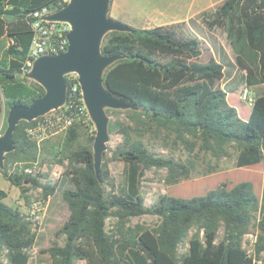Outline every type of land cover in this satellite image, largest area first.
I'll list each match as a JSON object with an SVG mask.
<instances>
[{
	"label": "trees",
	"instance_id": "1",
	"mask_svg": "<svg viewBox=\"0 0 264 264\" xmlns=\"http://www.w3.org/2000/svg\"><path fill=\"white\" fill-rule=\"evenodd\" d=\"M67 2L0 0V40H9L0 57V121L3 105L7 115L13 104H30L45 93V88L29 78L25 70L32 42L29 14L47 5L61 8ZM212 10L203 13L205 21L210 28H225L235 57L228 56L213 41L215 52L222 53L220 60L198 62L203 42L185 21L149 28L129 25L130 31L105 35L102 51L123 55L106 71L107 87L134 105L126 109L130 122L112 125L124 134L116 151L124 160L123 178L116 193L108 194L105 187L109 181L107 164L101 169V180L97 176L92 144L76 145L80 137L78 119L88 116L85 109L81 111L84 102L78 78L66 76V104L71 105L66 113L73 122L61 150L53 153L68 159L65 173L74 188L63 192L70 210L60 230L66 242L48 248L51 264H74L78 258L88 259V264H159L149 245L154 237L174 264H260L257 260L264 252V177L261 198L251 181H241L231 188L220 185L189 197L161 194L150 206L141 192L146 170L165 168V182L177 184L195 174L200 154H210L219 161L229 155L231 146L238 150V167L264 162V92L256 96L248 119H243L227 99L228 93L243 83L264 84V0H224ZM236 77L239 81L234 84ZM74 84L78 91L72 94ZM157 86L176 87L174 98L165 100L161 93L150 90ZM39 118L18 124L14 133L16 148L7 153L0 171L23 193L28 181L42 187L43 198L48 199L56 186L41 184L24 170L32 167L39 155L38 141L28 133ZM147 135L172 138L174 148H183L189 156L182 159L154 153L145 142ZM10 162L25 166L10 172ZM218 168L219 164H210L207 173ZM7 196L8 192L0 188V264H28V250L36 241L38 224L8 204ZM146 214L158 216L159 221L152 227L129 224L132 217ZM111 216L117 218L115 233L106 228ZM252 226L258 230L255 257L243 246ZM221 227L224 235L216 242ZM192 231L188 252L180 254V246ZM4 249L8 251V263L2 260Z\"/></svg>",
	"mask_w": 264,
	"mask_h": 264
},
{
	"label": "rangeland",
	"instance_id": "2",
	"mask_svg": "<svg viewBox=\"0 0 264 264\" xmlns=\"http://www.w3.org/2000/svg\"><path fill=\"white\" fill-rule=\"evenodd\" d=\"M116 1L119 5L114 4L115 0H111L108 15L123 23L138 28L154 27L150 25L155 22L151 18H147L153 14L159 15L160 12L170 14L172 11L180 10V12H182V10H184L183 6L178 7L176 5V0ZM219 5H221V3ZM217 8L218 7L216 6L212 11H215ZM203 13L199 19L204 22L205 29H199V32L197 30V33L200 34L204 51L198 58V62L207 63L217 61L218 54L215 57L212 51V47L214 46L213 41L217 43L218 47L222 46L226 53L235 57L230 37L225 28L218 26L210 28L205 21L206 16H204ZM8 43V38L0 40V57L4 49L7 48ZM66 76L73 79L77 77V74L69 73ZM238 81L239 77H236V80L233 83L236 84ZM251 86L253 87L256 96L264 92V84ZM150 90L161 93L165 100H172L175 96L176 87L157 86L150 88ZM241 90H239V92H237V90L233 91V93L230 94L229 99L232 103L238 106L242 102L246 106V109H249L248 105H246L247 102L241 97ZM126 109L127 108L106 109L109 116L110 138L106 142V149L102 155L101 169L105 164H107V167L109 168V181L105 182L108 194L117 192V187L121 184L123 178L124 160L116 154V151L119 144L124 141V134H122V129H120V127L113 128L112 125H114V123L120 125L124 122H130L129 114ZM66 110L67 107L65 106L52 110L45 115L40 116L41 118L37 120L34 127L28 128L29 135L33 139H37L40 147L38 158L32 166L34 171L31 174L36 176L41 184L56 186V191L53 195L49 196L48 199H44L42 187L33 186L28 181L24 183L25 192L23 193L21 188L13 185L0 171V188L5 189L8 192L5 201L12 206L18 207L23 213L29 215L34 224H38L36 241L32 248L28 250V264H51V256L48 252V248L54 243L64 245L66 242V235L60 230L64 223L69 219L70 210L68 204L63 198V192L65 189L74 188V184L70 177L65 173L69 164L68 159L64 157L63 154L57 155L53 153L61 150V145L66 136L67 129L73 122V118L71 123H67L63 119L64 116L62 114ZM6 113L5 105H3V115L0 121V135H2L7 128L8 114L6 115ZM81 115H83V113H81ZM87 116L88 117L85 120L78 119L77 127L80 131V137L78 138L76 145H87L91 143L94 151V140L97 134V129L94 122L91 120L88 111ZM48 120H53V123L48 124ZM145 142L154 153H162L166 156L173 155L182 159L189 156L188 152L183 148H174L172 138L164 139L163 137L147 135L145 137ZM237 154L238 150L233 146L229 148V155L222 157L219 161L213 158L210 154H200L201 157L198 159L195 174L191 178L184 179L173 185H168L165 182L167 174L165 168L154 167L146 170L141 180V192L145 197V204L148 206L154 204L161 194H169L179 197L202 195L208 190L220 185H226L231 188L241 181H251L254 184L257 196L261 198L264 162L238 167L236 165ZM210 164H213V166L219 164L218 170L213 173H207ZM24 166L25 165L22 162H10L8 168L10 171H21ZM158 221V216L146 214L132 217L129 224L135 225L140 223L147 227H152ZM116 223L117 218L114 216L107 219L106 228L110 233L116 232ZM257 231V228L252 226L243 239L244 248H246L254 257L256 255L255 242L257 240ZM192 233L193 231L190 233L187 241L180 246V254L188 252L189 238ZM223 235L224 229L221 227L216 242H219L223 238ZM149 245L155 260L159 264H174L170 260L171 258L169 255L160 250L155 237L149 242ZM7 252V249H4L2 255V260L5 263H8ZM257 261L260 264H264V252L259 255ZM74 264H88V259L78 258L75 260Z\"/></svg>",
	"mask_w": 264,
	"mask_h": 264
},
{
	"label": "water",
	"instance_id": "3",
	"mask_svg": "<svg viewBox=\"0 0 264 264\" xmlns=\"http://www.w3.org/2000/svg\"><path fill=\"white\" fill-rule=\"evenodd\" d=\"M111 0H69L66 5L48 14L51 20L68 21L69 45L64 52L36 58L27 76L40 83L45 93L30 104H13L7 115V128L0 135V168L7 153L15 150L14 133L21 120L32 121L62 107L67 100L66 75L76 73L83 102L97 134L94 140V160L101 180L102 155L109 140L107 108L125 109L134 105L125 97L109 90L105 80L107 69L123 58L120 53L106 54L102 42L110 31H130L128 24L108 15Z\"/></svg>",
	"mask_w": 264,
	"mask_h": 264
},
{
	"label": "built area",
	"instance_id": "4",
	"mask_svg": "<svg viewBox=\"0 0 264 264\" xmlns=\"http://www.w3.org/2000/svg\"><path fill=\"white\" fill-rule=\"evenodd\" d=\"M58 9L59 8L52 9L50 6L47 5L29 14L30 28L32 31V42L26 62L27 65L25 67V70L28 72L32 68L34 60L39 56L45 54H57L60 52H64L68 49V33L72 28L71 24L68 21L51 20L46 17L48 14ZM77 91L78 85L74 84L72 88V94H75ZM241 97L250 106H253L256 99V94L254 92L253 87L245 83L241 90ZM63 106L67 107L68 110L69 106L71 105L65 103ZM82 109L86 110L85 104L84 107L81 108V111ZM66 111L64 112L65 114H62L64 117H61H63V119L67 123H71L72 117L67 115ZM48 121V124L53 123V120ZM24 170L28 173H33L34 171L33 167H26L24 168Z\"/></svg>",
	"mask_w": 264,
	"mask_h": 264
},
{
	"label": "crops",
	"instance_id": "5",
	"mask_svg": "<svg viewBox=\"0 0 264 264\" xmlns=\"http://www.w3.org/2000/svg\"><path fill=\"white\" fill-rule=\"evenodd\" d=\"M224 0H176V5L179 6H183L182 12L179 11H172L171 9V13L168 14H164V12H160L159 15L157 14H153L150 17L147 18H151L155 23H151L150 26H157V25H163V24H170V23H176V22H181V21H185L187 22L188 26L193 28L196 32L197 30L199 31V29L204 28V22H202L199 18L201 16V14L203 12H205L208 9H214L216 6L218 7V5L220 3H222ZM114 4H117V1L115 0ZM182 8V7H181ZM192 20V21H190ZM198 28V29H197ZM2 39H5L2 38ZM1 39V40H2ZM9 44V43H8ZM212 51L214 53V56L216 57V55L218 54V58L217 61L220 60V56L222 55L221 51L218 50L215 52V50L212 47ZM228 56H230L232 58V56L230 54L227 53ZM242 72H245L243 69H241ZM225 84V82L221 83V87H223ZM244 83L240 86V88L237 90V92H239V90L242 89ZM258 86V85H255ZM233 92H229L227 99L228 102L235 106L237 108L238 114L243 118V119H248L251 113V107L248 103H246V105H248L249 109H246V106L241 102L240 105H236L234 103H232L229 99L230 94ZM186 197V196H185Z\"/></svg>",
	"mask_w": 264,
	"mask_h": 264
}]
</instances>
